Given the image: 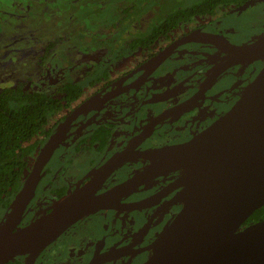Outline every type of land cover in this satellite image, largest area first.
<instances>
[{"label": "flooded vegetation", "instance_id": "af4514ba", "mask_svg": "<svg viewBox=\"0 0 264 264\" xmlns=\"http://www.w3.org/2000/svg\"><path fill=\"white\" fill-rule=\"evenodd\" d=\"M115 1L109 15L94 9L100 12V20L93 28L111 26L114 17L118 20L112 26L131 27L128 16L142 5L117 9L118 2L124 0ZM203 1L192 0L186 6L174 3L175 10ZM31 2L0 0V11L7 16L14 8L30 15L31 6L27 5ZM95 4L100 7L99 2ZM225 5L219 0L213 12L194 14L177 26L165 24L147 40L143 39L168 15L155 25L145 22L141 27L147 25V30L140 33L137 29L133 38L116 37L118 30L92 37V44L88 39L86 44L74 46L80 51L76 59L69 56L72 48L57 47L66 39L61 35L54 41L34 35L18 52L0 45V90L20 89L61 99L70 90L79 93L68 106L62 99L63 107L49 122V134L31 143L36 144V152L25 179L40 149L54 133L64 131L65 138L44 167L19 227L50 213L118 156L122 161L102 183L98 195L144 171L151 165L153 151L197 139L234 107L264 67L263 60H235L232 50L264 37V0H230L229 6ZM84 8L78 10L79 15L84 16ZM119 9L123 15L117 16ZM88 17L75 24L93 20ZM71 18L65 23L68 29L74 26ZM6 21L0 14V26ZM207 34L223 38L221 44L204 40ZM47 45H52L48 56ZM63 55L68 67L56 62ZM125 58L128 65L121 66ZM184 173L173 170L131 187L112 207L78 220L39 255H22L12 262L144 264L157 238L184 206V187L179 183ZM22 185L8 206L0 209V223Z\"/></svg>", "mask_w": 264, "mask_h": 264}, {"label": "water", "instance_id": "95a60500", "mask_svg": "<svg viewBox=\"0 0 264 264\" xmlns=\"http://www.w3.org/2000/svg\"><path fill=\"white\" fill-rule=\"evenodd\" d=\"M203 38L218 45L223 39L211 34ZM232 50L235 60L264 61V37ZM64 138V131L58 130L40 149L0 223V264L39 255L84 216L112 207L131 187L173 170L185 172L179 182L184 187V206L157 238L144 264H264V220L243 227L264 207V67L234 107L197 139L153 151L151 165L144 171L98 195L122 161L118 156L50 213L19 227L44 167Z\"/></svg>", "mask_w": 264, "mask_h": 264}, {"label": "rangeland", "instance_id": "374dc122", "mask_svg": "<svg viewBox=\"0 0 264 264\" xmlns=\"http://www.w3.org/2000/svg\"><path fill=\"white\" fill-rule=\"evenodd\" d=\"M97 2L100 3V7H98L97 4L93 5V3ZM115 2V0H32L30 5H27V7L31 6L32 12H30V15L28 13H20L14 8L13 12L7 16L0 11L1 17H5V19H7L5 22L6 25L0 26V45H9V48H7L8 51L18 52L20 48H25L28 45V42L34 35L53 41L57 40L61 35L66 39L64 38L65 41L60 43L57 47L72 48L71 54H69V56L73 59H76L79 57L80 51L79 49H73L74 46L86 44V40L88 39H90V44H92L94 40L92 37L101 38L104 35L107 36L109 33H115L116 30H118L116 37L126 38L128 35H131L133 38L137 35V29H139L140 33L144 30H147V25L143 28L141 27L145 22L147 24L153 23V25H155L156 21L163 19L172 13L176 6L174 3H176L178 6H186L187 4L191 3L192 0H124L118 2L117 9L118 6L120 8H131L133 6L139 7L142 5L138 9H135L133 12H131L128 16L129 20L132 21L131 27H125L123 25L121 26V24L120 26L118 24L116 27L112 26V24L118 20L117 19L114 21L116 19V17H114L110 23L111 26L105 27L102 25L100 26L103 27L101 30L93 28V25L97 24L98 19L100 20V12L98 10H101V12L109 15L111 7L113 4H115ZM85 6L87 7L86 9L84 8ZM1 8L4 9L3 7ZM82 8H84V16L78 14V10ZM95 8L98 10H94ZM6 12H9V10H6L5 13ZM117 12L118 14L115 15H123L121 9H119ZM89 15H91L93 20H87L80 23L77 21V24H75L77 19H81V17L87 18ZM71 16V19H73L75 22L74 26L68 29V27H65V23L69 21ZM110 19L111 16H108L107 20ZM60 29H63L62 32ZM82 30H85V32ZM63 58H65L64 55L58 58L59 60L56 62L58 64L60 63L59 66L61 67H68L69 65L67 59L65 58V60ZM127 65L128 61L125 58L122 61L121 66ZM2 67L3 66L1 65V68Z\"/></svg>", "mask_w": 264, "mask_h": 264}, {"label": "trees", "instance_id": "16d2710c", "mask_svg": "<svg viewBox=\"0 0 264 264\" xmlns=\"http://www.w3.org/2000/svg\"><path fill=\"white\" fill-rule=\"evenodd\" d=\"M218 1L204 0L200 4L175 10L143 40L161 32L165 24L177 26L179 22L189 19L194 14L213 12ZM224 4L229 6L230 0H224ZM50 47L52 48V45H47L46 56L49 55ZM74 90L62 95L66 106L79 96ZM62 99L20 89L19 91L11 88L0 90V209L8 206L11 198L22 185L36 152V144L31 143L36 138L49 134L47 130L49 122L63 107ZM261 220H264V207L257 210L243 227Z\"/></svg>", "mask_w": 264, "mask_h": 264}]
</instances>
